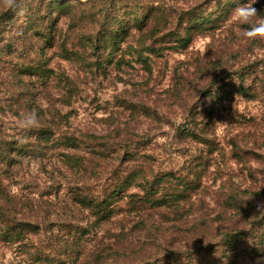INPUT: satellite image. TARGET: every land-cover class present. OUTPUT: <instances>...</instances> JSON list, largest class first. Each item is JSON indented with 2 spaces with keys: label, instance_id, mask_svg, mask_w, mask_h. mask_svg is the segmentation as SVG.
<instances>
[{
  "label": "rangeland",
  "instance_id": "obj_1",
  "mask_svg": "<svg viewBox=\"0 0 264 264\" xmlns=\"http://www.w3.org/2000/svg\"><path fill=\"white\" fill-rule=\"evenodd\" d=\"M63 1L70 6L15 0L11 13L0 6V14L12 17L0 19V142L24 138L31 130L18 128L17 118L35 110L38 126L52 125L56 137L75 134L86 145L75 148L84 166L65 163L67 149L59 142L45 155L20 157L7 174L0 171L8 223L43 225L23 241H9L0 229V264L9 253L12 264H39L35 257L51 250L52 233L61 236L69 264H139L172 253L191 264L188 252L215 264H264V103L237 90L241 71L264 70V39L243 38L229 16L181 47L169 34L180 14L189 8L211 14L216 0ZM253 6L264 16V0ZM118 20L127 31L121 49L98 45L104 28H116ZM143 42L161 49L145 53L148 64L138 59ZM30 66L46 75L41 69L30 74ZM193 116L207 142L180 137L177 127L194 124ZM87 133L104 138L87 143ZM135 165L176 174L198 170L201 185L179 207L130 210L128 197L117 195L113 215L104 220L78 204L74 194L81 188L102 194ZM230 196L236 200L227 203ZM64 221L89 231L78 239L77 228L68 232ZM231 232L241 233L233 245L219 246Z\"/></svg>",
  "mask_w": 264,
  "mask_h": 264
},
{
  "label": "trees",
  "instance_id": "obj_2",
  "mask_svg": "<svg viewBox=\"0 0 264 264\" xmlns=\"http://www.w3.org/2000/svg\"><path fill=\"white\" fill-rule=\"evenodd\" d=\"M216 1L217 6L214 9V12H211V14L200 13V11L193 10L192 8H189L187 9V11L180 14L178 27H176L174 30L171 29L169 34L172 35L173 38H175V41H177V43L181 47H189L193 43V40L196 36L206 35L205 32L210 27H218L217 21H219L221 18L228 19L231 15L232 9L237 4L248 2V0ZM48 2L52 6L59 5L58 7L62 9L70 6L63 0H48ZM14 8L15 6L13 5L9 10V13H11ZM6 13L7 11L2 12L0 14V19L3 17H7V20L12 18ZM117 22L118 26L116 28L110 29V26L104 28V32L100 34L99 38H97L98 45L105 43V46H110L111 50L113 51L121 49V42L124 39V33L126 35L127 31L123 26L121 20H118ZM158 32L160 31L158 30ZM258 40L262 41L260 38H258ZM141 45L143 46L137 49L139 56L138 59L145 64H148L150 60V56L148 54H145L146 52L158 54L161 50L159 48H156L155 46H148L146 42H143ZM62 50L63 55L66 58H72V53L69 52L68 48L63 46ZM36 69L41 68H38V66H30L29 73H36ZM45 71L46 70H42V75H46ZM253 71H241L239 73L238 79L241 81V83L238 86L237 90L243 96H246L250 99H257L261 97L260 100L262 101V103H264V70L262 72H258L254 69ZM252 72L255 74L251 76ZM248 81H250L249 84L246 83ZM208 93L209 92H207V94ZM32 105L34 104H31V106ZM36 107L38 109V113L42 112L41 107ZM195 121L196 117L193 116L190 122H193L194 124H191L189 127L183 125L177 127L180 137L186 139L190 137L202 142H207L206 140H210L208 138L209 136L203 137V134L199 131V128ZM85 136L88 141L87 143H89L91 140L95 141L97 139L104 138V136L93 133H87L85 134ZM57 137L56 128H54L52 125L50 126L44 124L31 129V131L28 132V134L22 139L13 138L14 140H10V142H8L7 140L6 142H0V171L3 172V174H7L10 169H12L14 162H18V159L20 157L23 158L28 156L29 154H35L36 151H39L41 153L43 152V155H45L46 149L58 146L59 142L64 143V148L67 149L63 150L61 153L65 163H67L70 167L74 165L84 166V156L80 155L77 149H75L80 146L86 147V145L83 146L81 144L82 142H80L83 140L77 138L75 134H61ZM98 141H100V145H104V142H101V140ZM92 146L93 144L87 147L91 148ZM201 181L202 174L198 170H194L193 172H188L186 174H176L173 171H155V168L151 166L149 167L144 165H135L133 168H130L125 175L120 177L112 185L111 188H106L105 192H103L102 194H96L93 191H86L81 188V190L74 195L79 205L90 208L91 211H93V213L97 216V220H104L113 215L115 206L111 201L117 195L120 198L128 197L127 203L131 206L130 210H132L133 208L139 209L140 207L146 206L148 204L152 205L151 207L163 205L167 207H169L170 205L179 207L180 202L182 200H186L188 191L196 187H200ZM133 186L140 187L142 192L130 191V193H128L129 188ZM0 191L3 190L0 188ZM235 200L236 198L234 196H230L226 200V202L230 203V201L232 202ZM5 218L6 216L4 213V208L2 206V203H0V223L5 226L9 224L11 225L10 228L0 229L1 233H4L9 241H23L28 238L30 234H37L43 231V225H41V223L25 220L24 218V220L14 219L12 223H8ZM44 223L47 224L48 227H51L55 222H52V220H47ZM62 226H66L68 232H71L72 229L77 228V234L75 235L79 234L78 239H82L89 231L86 227H75V225L69 224L67 221H64L62 223ZM237 233L241 232L226 233L227 235L222 238L219 246L223 247L225 245H233V242L235 241V235H237ZM248 235L249 234H246V236ZM51 237L53 239L51 242V250L40 251L39 253L41 254H38L39 256L35 257L36 262L39 260V264H69L66 260V256H64L66 252L64 254L60 252L62 243L58 240L61 239V236L58 233H52ZM255 250L256 249L253 248L250 249L249 252H255L256 256H259V253ZM173 254L174 256H172ZM187 254L191 255V258H193V260L195 259L194 262H192L193 260H190L188 263L192 262L191 264H215L210 263L208 260H205L206 257L200 259V255L197 256V252H188ZM182 257L183 255L181 253H172L168 257V260H165L164 258H155L152 260H145L139 264H162V261L169 262H165V264H186V262H183ZM219 264H224V262L220 260Z\"/></svg>",
  "mask_w": 264,
  "mask_h": 264
},
{
  "label": "clouds",
  "instance_id": "obj_3",
  "mask_svg": "<svg viewBox=\"0 0 264 264\" xmlns=\"http://www.w3.org/2000/svg\"><path fill=\"white\" fill-rule=\"evenodd\" d=\"M15 0H0V6L11 8ZM257 0L237 4L231 12L230 20L241 26L240 35L247 40L264 39V16L253 6ZM38 126V114L35 110L22 112L17 118V127L29 131ZM261 207V205H258ZM6 264H12V255L8 254Z\"/></svg>",
  "mask_w": 264,
  "mask_h": 264
}]
</instances>
